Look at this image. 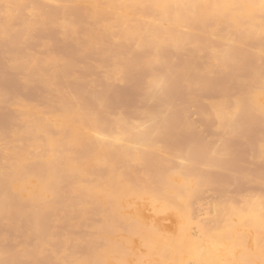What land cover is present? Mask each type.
I'll return each mask as SVG.
<instances>
[{
    "label": "bare ground",
    "instance_id": "6f19581e",
    "mask_svg": "<svg viewBox=\"0 0 264 264\" xmlns=\"http://www.w3.org/2000/svg\"><path fill=\"white\" fill-rule=\"evenodd\" d=\"M39 32L51 36L32 39ZM36 41L38 51L14 54ZM249 42L260 46L255 51L236 48ZM0 48L2 69L8 72H0V86L17 80L39 88L45 97L39 105L0 87V112L10 109L14 114L13 121L0 124V215L19 217L39 202L43 213L60 214L68 225L59 237L44 235L16 253L0 248V260L9 255L30 264H166V257L192 251L196 264H211L220 252L234 255L254 245L257 263L264 264V190L257 195L260 214L249 234L237 225L221 233L204 229L198 219L202 209L184 198L177 199L178 212L167 208L171 197L208 184L187 177L193 174L189 163L194 155L226 153L228 142L188 146L177 153V137L185 125L166 127L165 120L177 111L174 104L161 102L175 71L191 64L194 75V55L206 58L204 78L219 68L244 67L248 58L264 65V0H0ZM81 55L89 59L79 60ZM88 69L97 76L85 75ZM129 73L145 77L136 84L131 80L134 92L146 93L144 100L127 98L126 90L114 96L127 106L113 111L116 101L103 106L101 91L111 93L117 82L124 85ZM256 83L260 88L245 100L207 104L212 130L231 136L236 128L264 119V76L243 81L239 92L250 93ZM126 98L140 106L128 110L133 103ZM146 102L154 105L152 111ZM258 148L264 157V144ZM165 156L167 167L152 173L151 163ZM60 175L76 181L59 184ZM128 209L138 218L128 215ZM149 210L151 217L146 216ZM178 213L188 219L178 236L159 229L170 226ZM135 244L138 250L132 249Z\"/></svg>",
    "mask_w": 264,
    "mask_h": 264
},
{
    "label": "rangeland",
    "instance_id": "374dc122",
    "mask_svg": "<svg viewBox=\"0 0 264 264\" xmlns=\"http://www.w3.org/2000/svg\"><path fill=\"white\" fill-rule=\"evenodd\" d=\"M64 1L65 0H62V2ZM37 34L38 33H34V35L32 34V39L39 41L44 39V37L47 39L51 36L47 32H39L38 36ZM34 44L38 46L37 41L34 43L32 42V44L30 43V46L29 44L21 45L25 48L19 47L14 49V54H21L25 52L26 49H32L33 52L34 50L38 51L39 48H37V46L34 47ZM57 44H62V41L59 38H57ZM244 46L248 47V49L255 51L260 45L256 44L255 42H249L246 45L237 46L236 48H238L239 50L241 49V47ZM59 47H57V49H59ZM0 56V72H2L4 70V68L2 69V67L4 66L2 63L4 62V59L2 55ZM85 57L89 59L88 55H81L79 57V60H83L85 59ZM194 59L196 60V64L194 65L195 71L193 70L194 75H190L191 64H185L184 66H182L181 69L175 71V74H173V76L171 77L170 90L168 95H165L161 98V102L164 104H174L173 106L176 108L177 111L176 117L165 120L166 127L171 129L176 125H185V129L177 137L179 142V148L177 150V153L184 151L188 146H191L192 148H198L201 145L215 146L221 140H226L228 142L227 152L219 153L215 156H208L207 154H195L192 158V161L189 163L190 167L193 169V174L187 177H200L202 178V183L207 182L208 184L200 186L199 188H195L191 190L188 194L180 193L175 197H171V200L167 202V208L171 209L175 213L178 212L179 205L177 199L184 198L193 208L197 209L199 207L202 209L199 211L200 215H198V219L200 225H202L204 229L213 228L219 231V233H221L225 229H227L228 226L235 227L234 225H237L238 227L242 226L244 232L249 234L254 230L252 226H254V221L259 218L257 216L260 214L257 195H259L260 192L264 190V157L261 155L258 148L260 143L264 144V119H258V121L248 125L243 130H238V128H236L234 130V133L231 134V136H227L225 132L214 131L211 129L213 120L211 117L206 115V107L209 102L223 103L235 97L240 100L247 99L250 94L254 93L260 88V84L256 83L250 93L239 92V87L245 80H249L257 76H264V65H262V63L260 61H257L256 59L248 58L247 60L249 64L244 67H236L232 68L231 70H224L222 68H219L214 71L213 74H211L209 77L204 78L201 76V71L206 64V58L202 55L197 54L194 55ZM239 61L242 60L240 59ZM5 72L6 71L4 70V72L2 73L8 74V72ZM141 72H139L138 74H141ZM145 72L143 71L142 74L146 77V75L144 74ZM83 73L90 77H93V74L94 76H97L95 69H91L88 72L87 70H85ZM129 75L130 73L127 76L128 78L126 80L124 79V85L128 81H130L131 83V80L134 79L135 83L136 79L138 80L139 78H141V76L139 78L138 76L137 78L135 76L134 78L133 76L136 75L134 74L133 76L130 75V78L132 76V78L130 79ZM82 76H84V74ZM84 78H86V76ZM227 78H231L229 80V83H225L224 81ZM101 82L102 79H98L97 83L99 86ZM184 82H190L193 85L191 87H186L183 84ZM130 83L128 82L129 85H127L126 83L125 86L123 85V82L115 83V87H113V91L111 93L105 94L101 91V98L109 97V101L112 100L108 102L107 98L105 100L103 98L101 100L105 105H103L102 103L101 104L105 107H110V103L116 101L118 107L114 106L116 103H112L113 106H111V109H109L113 111L120 108L121 110L123 105L125 107L128 104L121 103L123 104L121 105V107L119 105L121 98L116 95L114 96V94L118 93V95H120V91L123 92L126 90L127 91L124 95H126L127 98L132 99V97L136 96L138 97V99H140V101H143V98L146 97V93H143L142 91V93L140 94L139 92H134V83H131V86ZM3 85L4 88L9 91L8 93H10V95L13 94V96L16 95L22 97L23 99L30 98L34 101V103L36 102L39 105L41 104V101H44L43 99H45V97L43 98L44 93H42V91H38L39 88H37L36 86V90H34L35 88L33 86L24 87L17 80L10 82V84L5 83ZM3 85L1 84L0 87H3ZM133 86L134 88L132 89ZM100 87L102 88V86ZM128 87L132 90L129 91ZM114 89L120 90L115 93ZM217 90H219L220 92ZM132 92L138 93V95ZM124 95L121 96L124 99L122 100L125 102ZM111 96L112 99L110 98ZM113 98L115 100H113ZM127 98L126 101H130L127 100ZM136 103L134 100L131 109H129L128 107L127 109L133 111V109L136 108V105L140 106L139 101L137 104ZM146 104L150 106L149 109L147 108L148 105ZM150 104L147 102L145 103L147 107L145 108L144 106V108L148 109L147 111H152L154 109V105L152 103ZM143 105L144 103L142 102V106ZM124 109L127 111L126 108ZM130 114L132 115V112H130ZM13 115L14 114L10 109H4L2 112H0V124L3 126L13 121ZM135 117L138 118L140 116ZM2 126L0 128H2ZM121 145L122 143H117L116 147L120 148ZM168 164L169 157L167 156L163 157L157 162H152L150 165L151 172L156 173L163 169V167H167ZM4 169L7 170V168L5 167ZM73 181H76V179L68 181L65 176L61 175L58 178L59 184ZM3 183L5 184L6 182L4 181ZM6 186L3 185V187L7 189L8 186ZM230 191H234L235 193H229ZM4 200L6 201L7 199L4 198ZM127 213L128 215L135 216L138 218V214L135 210L128 209ZM144 216L145 215H143L142 217ZM146 216H152L150 210L148 211ZM5 222H7L8 225H6ZM187 225V217L181 213H178L176 219L171 223L170 226L158 227L167 235L177 234L178 236L180 232L187 228ZM42 228L46 229L45 232L41 231L43 230ZM67 230V222L61 218L60 214L52 216L46 215L41 211V203L35 202L33 207L29 209H23L19 217H15V215L10 214L5 216L0 215V248H5L8 254L16 253L19 246L31 245L38 241L44 235H50L56 238V236L59 237L62 233ZM191 230L196 232L197 234L199 233L198 227L196 226H193ZM237 240H239L238 234L235 237V241ZM216 241L218 242L217 244L220 245L219 241L221 240ZM132 249L138 250V244H135ZM218 249L221 250V246ZM191 252L192 251H185L182 253H178L176 255V258L174 259L166 257V264L172 263L169 261H174V264H196V259L198 257L194 256ZM226 253L228 252H220V254L216 255V257H212L211 259L213 260V262L211 264H226L229 261H231L232 263H236V261H241L238 264H255V260L256 264H258V252L256 251L254 245H250L244 249L237 250L234 255H226ZM0 264L30 263L26 262L25 260H22L20 257H17L16 259H11L9 255H6L0 260Z\"/></svg>",
    "mask_w": 264,
    "mask_h": 264
}]
</instances>
